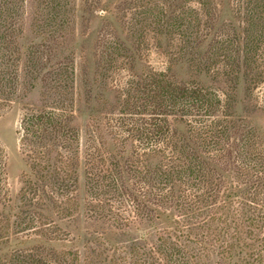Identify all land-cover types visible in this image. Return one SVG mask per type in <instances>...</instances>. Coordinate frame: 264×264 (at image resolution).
Wrapping results in <instances>:
<instances>
[{"label": "trees", "instance_id": "16d2710c", "mask_svg": "<svg viewBox=\"0 0 264 264\" xmlns=\"http://www.w3.org/2000/svg\"><path fill=\"white\" fill-rule=\"evenodd\" d=\"M25 1L0 0V108L40 88L22 108L14 198L0 145V264H264V0H51L49 23ZM82 6L124 21V40L113 27L90 53L101 107L88 108L85 211L114 239L96 232L83 255L51 244L69 240L62 223L80 211ZM27 17L39 43L24 42Z\"/></svg>", "mask_w": 264, "mask_h": 264}, {"label": "rangeland", "instance_id": "374dc122", "mask_svg": "<svg viewBox=\"0 0 264 264\" xmlns=\"http://www.w3.org/2000/svg\"><path fill=\"white\" fill-rule=\"evenodd\" d=\"M50 2L51 0H26L24 5L26 7L27 14H32V10H34L35 14L38 15V18L41 23L45 21V23H49L48 18L52 15L54 10L51 7L45 8V2ZM108 3H111V8H118L124 6V0H105ZM75 3L79 5L82 4V0H77ZM20 5L16 6L14 14H17L20 17L22 13L21 2ZM34 4V5H33ZM79 8V7H78ZM84 6L79 8V10L74 11V17L76 18V42L74 48H77V52L75 54V62L78 65L76 73L77 77L74 82V88L76 93L75 100V109L78 117V121L81 126V168L79 170L80 174V211L79 215L75 220H71L70 222L62 223V227L69 232V240L62 242H53L58 249L60 248H70V249H78L79 252L84 254V244L87 240L91 238L97 237L96 232H107L105 237L108 240L114 239L113 229L108 227V222L101 223V221H94L89 219L86 216L85 211V197H86V174H85V153L87 151V134H86V123L88 120L89 111L88 108H100L101 105H98L96 102V98L98 94L101 93V85L95 82V68L99 63L100 56L93 57L91 50L96 48L99 42L101 41L102 36L104 38H109L107 33L110 32L113 27L117 28V33L124 40V21L118 20V16L116 12H106L99 11L97 14H89L84 13ZM86 10V9H85ZM32 11V12H31ZM33 16V15H32ZM31 16V18H32ZM117 16V17H116ZM27 17L24 35L26 44L28 42H37L39 43L42 40L44 34L39 36H35V34H31L28 25L31 22ZM46 19V20H45ZM59 21V20H58ZM19 24V23H18ZM107 36V37H106ZM104 39V42H106ZM30 40V41H29ZM87 46L86 52L82 51L83 47ZM89 48V49H88ZM148 60L150 64L157 68L162 69L165 67V62L163 57L157 53L155 49L150 50ZM67 56V53H65ZM87 60L88 64L84 69L83 60ZM124 66V65H123ZM121 72L114 75L117 83L124 88V70H120ZM84 77L82 78V76ZM101 77V75H98ZM90 91L91 102L87 100V91ZM260 95L264 97V84L259 88ZM115 92H106V98L111 99V106L115 107ZM113 99V100H112ZM40 100V88H36L26 96L21 99L16 100L10 105H7L3 108H0V145L4 149L6 153V167H5V176H6V186L8 188L9 195L14 198L18 193L21 187V175L24 171L27 170L24 157L21 151L20 146V121L22 115V108L24 104L27 103H36ZM113 101V102H112ZM109 105V104H108ZM261 123V121H258ZM116 207V204H115ZM108 227V229H106ZM95 233V235H93ZM102 237V236H100ZM113 243V242H112ZM18 245V241L14 240L11 243V247H15Z\"/></svg>", "mask_w": 264, "mask_h": 264}]
</instances>
